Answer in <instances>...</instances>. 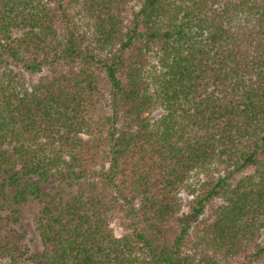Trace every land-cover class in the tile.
<instances>
[{
  "label": "trees",
  "instance_id": "16d2710c",
  "mask_svg": "<svg viewBox=\"0 0 264 264\" xmlns=\"http://www.w3.org/2000/svg\"><path fill=\"white\" fill-rule=\"evenodd\" d=\"M2 261L264 264V0H0Z\"/></svg>",
  "mask_w": 264,
  "mask_h": 264
},
{
  "label": "rangeland",
  "instance_id": "374dc122",
  "mask_svg": "<svg viewBox=\"0 0 264 264\" xmlns=\"http://www.w3.org/2000/svg\"><path fill=\"white\" fill-rule=\"evenodd\" d=\"M44 73V72H43ZM40 74H31V73H24L23 77L25 78L26 84L30 82H35L39 78ZM159 115V112L156 111L153 113L152 117L155 118ZM251 172V169L244 170L241 174H236L231 178V182L235 183L240 176L244 174H248ZM185 201H189L188 197H183ZM37 211L36 206L33 203L26 204L21 207V217L18 220V223L14 225V228L22 234L24 237L23 242L27 244L30 252L37 253L41 251V246L39 239L34 231L33 227V214ZM129 223L124 217V214H114L110 218V227L113 231V234L117 237L126 235L129 233L126 225ZM1 264H7L6 261H2ZM21 264H38V263H30V262H23Z\"/></svg>",
  "mask_w": 264,
  "mask_h": 264
}]
</instances>
